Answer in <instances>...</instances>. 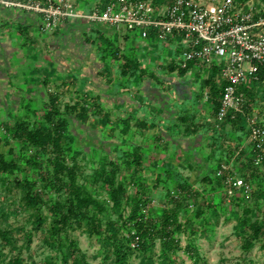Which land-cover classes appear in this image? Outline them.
Wrapping results in <instances>:
<instances>
[{
  "label": "trees",
  "instance_id": "1",
  "mask_svg": "<svg viewBox=\"0 0 264 264\" xmlns=\"http://www.w3.org/2000/svg\"><path fill=\"white\" fill-rule=\"evenodd\" d=\"M16 8L33 12L21 7ZM39 15L40 29L44 30L42 15ZM260 15L264 16L263 13ZM64 22L71 23L73 30L79 23L86 26L89 23L92 37L86 38V41L92 42L93 51L89 57H80L75 51L70 52V47L67 49L65 46L68 57L62 60L63 69L67 63L79 59V64L84 68V71L81 70L82 74L84 76L89 74L91 83L117 103L127 105L125 101L130 97V91L133 87H138L133 99L136 100L139 96L146 98L139 105L135 104L139 106L141 112L148 109L150 103L155 108L162 105L160 112L153 113L155 116H143L145 114H139L136 107L131 105L132 109L126 111L128 115L126 113L127 116H120V121L126 123L135 119L134 125L130 123L122 127L119 138L111 136L115 140L112 143L117 146L116 151L105 153L99 159L92 158L90 155L92 151L85 146L87 137L79 135L80 132L77 130L84 128V131L91 134L93 140L90 138V141H95L97 146L100 144L98 134L101 127L91 128L87 123L90 104L98 116L106 114L98 102L99 99L85 94L84 99L80 100L79 96L75 102L67 103L62 108L60 92L51 89L52 84L48 77L42 78L41 82L49 90V99L44 101L42 118L36 121L18 119L14 123L3 121L1 128L3 132L0 133V185H11L12 181L9 179L14 177L15 171L23 175L13 180L16 186L25 191L22 208L29 210L33 218L34 227L25 232L27 246L33 243L35 233L42 230L44 243L58 251L56 256L48 255L44 263L94 264L88 260L78 237L73 234L77 228L86 226L89 235H97L103 242L101 251H104L106 259H113V264H133L131 262L133 254L140 255L141 264H180L175 255L182 249L181 233L187 232L195 236L201 231L211 237L214 231L208 217L204 218L207 210L204 207L198 208L187 204L186 200L208 197L209 203L212 202L218 209L225 210L226 198L230 197L232 203L236 204V209H232V215L237 216L235 228L242 239L243 250L251 251L257 242L262 243L264 247V161L258 162L254 141L253 144H246L251 138L248 118L253 116L252 110L257 106L259 92L264 89V70L260 71L258 80L240 86L247 99L245 112L229 114L220 120L218 113L226 82L218 79L220 67L212 66L213 75L204 79L214 102L212 116H206L202 112L186 116L187 112L175 109V105L170 103L171 87L169 86V90L165 88L163 84L165 80L157 79L159 81L157 88L153 85L154 74L150 73L139 59L128 55L127 45L123 49L119 46L121 28L101 21L92 22L80 18L63 19L61 25ZM107 27L116 31L114 39ZM59 30L60 33H64L62 26L58 27ZM129 30L125 29L126 39L129 37ZM145 38L158 39L154 31ZM99 39L101 44L96 46ZM170 40L172 39L166 41ZM95 47L98 48L96 53L99 56L95 54ZM107 54L110 56L106 59ZM99 57L105 58L102 60ZM69 58L72 59L71 62L68 61ZM104 61L108 65L105 66ZM193 65L194 62H190L187 68H181L176 61L171 60L167 67L171 71L179 70V73L185 75ZM66 71L69 72V68ZM113 71L117 75H113ZM62 72L65 73V70ZM61 83L66 85L67 82ZM175 94L180 98L190 97L179 92ZM176 100H179L177 96ZM161 112L164 116H159ZM111 120L109 117V121ZM260 123L264 127V122ZM131 129L134 131L132 138L129 136ZM135 134L137 136L142 134L148 138V143L147 145L144 143L146 146L143 143H133L131 150L127 148L129 145L127 142H133L132 139L137 138ZM12 140L15 147L8 148ZM204 140L208 143H204ZM76 143L80 144L78 148L75 147ZM203 144H206L210 151L200 150ZM159 147L166 150L174 147L172 151L177 150V153L175 151L173 153L177 156L174 159L169 156L162 159L164 164L169 163L170 159L175 171H172V166L160 165L159 152L156 151V155L153 152ZM190 150L197 151L198 154L191 156ZM78 154H86L91 158L94 172L88 174L85 172ZM179 154L188 157L182 158ZM210 162H215V165L210 167ZM161 166L165 167L164 173L157 175L153 168L160 169ZM179 168L183 173L178 171ZM185 170H189V176L184 173ZM146 171H151L152 178L146 175ZM231 174L244 179L251 186V190L235 188L230 194L226 178ZM172 179L173 187H168L167 184ZM176 179L179 181L175 182ZM197 184L203 187V192L196 187ZM160 185L165 188L167 202L155 208L151 203L152 190L153 187L157 189ZM217 194L219 195L215 199ZM172 200L174 204L169 206ZM45 209L49 211L48 214L45 213ZM128 209L131 210L126 213ZM182 213L192 220L193 226L185 229L186 222L181 221ZM2 215L7 216V213L3 212ZM50 218L51 223L48 222ZM202 218L204 224L198 227L197 224ZM0 239L12 249L16 248L17 239L12 230L0 228ZM157 240H161L162 244L159 253L154 251ZM184 251H187L192 259L189 264H208L194 239L189 240ZM21 253L22 251L9 259L0 256V261L4 260L5 264H26V258ZM183 264H186L185 261Z\"/></svg>",
  "mask_w": 264,
  "mask_h": 264
},
{
  "label": "rangeland",
  "instance_id": "2",
  "mask_svg": "<svg viewBox=\"0 0 264 264\" xmlns=\"http://www.w3.org/2000/svg\"><path fill=\"white\" fill-rule=\"evenodd\" d=\"M202 4L207 6H215L219 4L222 0H199ZM159 4L161 5L160 10L162 12L165 11L168 5H170L173 0H158ZM76 9L78 11L83 12H90L91 10H94L95 8L101 6L102 8L106 5V0H76ZM240 7L242 10H250L253 8L254 14L260 15L264 14V0H240L239 2ZM119 11V10H116ZM61 26V24H59ZM58 26V27H59ZM122 29V34L119 39V46L123 49L126 47L128 50V55L133 56L134 58H137L141 61L143 66H146L148 68V71L154 74V80L153 85H155L157 88L159 87V81L163 78L165 82L163 84L165 85V88L169 90V86L171 87V91L169 92V95L171 97L170 103L175 105V109L178 110L182 109L184 113H186V116H191L193 113L198 114L197 112H202L206 116H212L213 112V99L210 97V88L209 86H206L204 84V79L207 77L213 75V72L210 71L208 67H205L204 65L193 61L194 65L190 67L185 75L179 73V70L171 71L168 69L167 64L171 60L176 61L179 64V61L182 57L183 49L187 47V44L184 39L181 37L180 41L175 44H170L169 42H162L158 39H146L145 37L140 36L139 30H129L128 28L120 27ZM109 29L110 36L114 39L116 37V31L112 30L111 27H107V30ZM125 29L129 30L128 32V38H125ZM58 28L52 31H45L40 28H33V33L35 38L40 40L39 46L34 47L33 42L31 39L22 37L20 33L13 32V34L17 35L25 42V46H20L19 51L15 50L14 55L7 56L3 58V61L5 63H10L13 66V73H9L8 76H10L9 83L7 82H0V93L6 92L8 94H0V133L3 131L1 130L3 121H10L15 122L18 119H30L31 121H36L42 118L44 106V101L48 98V88L44 86V84L41 82V77H48L51 81V89L57 90L60 92V98H61V106L64 108V106L67 103H73L77 98L80 96V100L84 99L83 96L86 94L90 97H96L98 102L102 105L105 115L98 116L96 113H94V109L92 104H90V113L89 117L87 119V123L92 128H98V126L101 127L98 138L100 140V144L97 146L95 141H90L91 134L84 131V128H79L77 132L79 131V135H83L87 137L86 140V147L92 151L90 154L92 158H100L105 153H114L116 151V145L112 143V141H115L111 138V136H116L119 138L121 128L128 126V124L134 125L133 122L127 121L126 123L120 121V116H127V105L126 104H120L117 103V101H114L113 99H110L109 96L107 97L104 92H102L100 89L95 87V84L91 83V80L89 79V74L83 75L82 72L84 71V68L79 64V59L74 60L72 63H67V65L64 67L65 73L62 72L59 68V59L56 57V54L52 51V44L55 42L54 38H59L62 35H65L64 33H58ZM32 34V33H31ZM11 35V32H10ZM13 35V37L16 39V36ZM33 35V34H32ZM76 37V43L79 44L80 48L83 49L81 52V55L84 54L83 57H86L89 53L93 51V48L91 47L93 44L92 42L89 43L86 41V38L92 37V33L90 31V24L87 23V26L85 24H77L74 30H71L70 33H67L66 38L68 36L70 37ZM27 36V35H26ZM73 37V38H74ZM95 39V35L93 36ZM3 39L6 40L7 37L3 36ZM29 39V40H28ZM73 44V42H66V45L70 47L71 49L74 48L75 45H69ZM75 44V43H74ZM92 44V45H91ZM101 44V40L99 39L96 42V46H99ZM49 45L48 50L46 51V47ZM76 47V46H75ZM44 49V50H43ZM68 49V48H67ZM88 49V50H87ZM97 47H95V54L99 56L98 53H96ZM44 51V52H43ZM71 52V50H69ZM51 52V53H50ZM83 53V54H82ZM72 55V54H71ZM90 56V54H89ZM88 56V57H89ZM110 55H106V59ZM68 57V56H65ZM63 59H67V58ZM99 58H105V57H99ZM92 59V58H91ZM81 60V59H80ZM69 62L72 61V59H68ZM33 63H40L41 66H43V70L45 71V75L43 73L37 74L36 77L29 73V70L27 68L28 65ZM105 66L108 65L106 61L103 63ZM159 65H162L163 67H160ZM105 66L104 69L106 68ZM180 66V64H179ZM20 68V70L15 69ZM27 68V69H26ZM69 68V72L66 71V69ZM24 69V71H22ZM81 70H83L81 72ZM113 75H117L113 71ZM1 76V75H0ZM69 76V78H68ZM40 77L39 79H37ZM71 77V79H70ZM36 78V79H35ZM32 79V80H31ZM159 81H158V80ZM34 80V81H33ZM62 81H66V85H62ZM108 84V82H107ZM147 85V82H145ZM154 86V87H155ZM54 88V89H53ZM138 87H133L132 91H130V99L132 100L135 98V91H137ZM79 92H78V91ZM175 92H179L181 95L190 96V97H184L180 98L178 94H175ZM13 93V94H12ZM16 93V94H15ZM45 94V95H44ZM180 95V96H181ZM31 96V97H30ZM176 96L179 100H176ZM45 98V99H44ZM138 99L140 101L146 100L145 96H139ZM135 100V99H133ZM154 104V103H153ZM162 104L158 105L157 108H155L154 105H151L144 109V112L139 110V106L133 105L136 107V112L138 111L139 114H145L143 116H155L153 113H157L158 111H161ZM181 106V107H180ZM139 108V109H138ZM126 111L124 112V110ZM132 112V111H131ZM253 115L258 118L260 122H264V89L259 92V96L257 97V106L253 108L252 110ZM127 113V115H125ZM121 114V115H120ZM201 114V113H200ZM199 114V116H200ZM104 116L105 119L102 117ZM132 116V115H129ZM137 116V115H135ZM134 116V117H135ZM164 116L163 112H161V115ZM195 116V115H194ZM109 117H111V121H109ZM130 118V117H129ZM121 122L118 124V122ZM223 122H220L222 124ZM134 129V128H133ZM131 129L129 132L130 138L133 137L134 131ZM135 130V129H134ZM2 131V132H1ZM95 132V131H94ZM135 132H137L135 130ZM140 133H144L142 131H139ZM89 134V135H88ZM142 134L136 135L137 138L132 139L133 142H127L129 145L127 148H131L133 143L135 144H142L144 146L147 145V140L145 136H142ZM146 135V134H145ZM91 140H93L91 138ZM118 140V139H117ZM129 140V139H128ZM90 141V143H89ZM206 140H204V143H208ZM102 142V143H101ZM81 143V142H80ZM146 143V145L144 144ZM253 144V140L251 138L248 139L246 144ZM11 145H8V148L11 146L15 147L14 140L11 141ZM76 148L80 144L76 143ZM245 144V146H246ZM204 147V148H203ZM107 149V150H106ZM170 149V150H168ZM167 150L164 149H155L153 152L154 155H156L157 152H159V156L161 159L160 165L165 166H172V171H175L173 168V162L169 159L168 162L164 164L162 162V159L166 158L167 156L171 158H175L173 153L175 150L172 151L173 148H168ZM16 150V148H15ZM87 150V149H86ZM200 150L202 151H210V148L206 146V144H203L202 147H200ZM199 148H197V151L200 152ZM157 151V152H156ZM169 151V152H168ZM191 156L196 155L197 151L190 150ZM177 153V150L175 151ZM180 152V151H179ZM198 154V153H197ZM79 155V162L82 166V168L85 170V172L92 173L94 172V166L92 167V160L89 156L86 154H78ZM179 154V157L187 158L188 156ZM150 157L153 158V155L150 154ZM154 161V159H153ZM155 163V162H153ZM215 165V162H210V167H213ZM165 167L161 166V168H153V171L159 175L160 173L163 174V169ZM229 166L226 167L228 169ZM180 169V168H179ZM170 170V169H169ZM171 171V172H172ZM181 172L182 170H178ZM174 174V172H172ZM183 173V171H182ZM184 173L189 176V170H185ZM151 171H146V175L150 176ZM23 177L21 172L15 171L14 177H11L9 181L11 185H0V228H8L13 231V234L15 238L17 239L16 248L6 245L2 242L0 239V256L4 259L12 258L16 255H18L21 251V255L26 258V264H46L44 263V259L48 255H54L56 256L58 254V251L50 248L47 246L43 239V231L36 232L33 237V243L30 246H27V241L25 238V232L32 230L34 227L33 218L31 217V212L29 210H24L22 208L23 203V195L24 190L18 186H16L14 182V178H21ZM150 178H152L150 176ZM173 183H172V182ZM169 181L167 184L168 187H173L174 179ZM179 180L176 179L175 182H178ZM171 184V185H170ZM196 187L200 189V192H203V187L200 186V184H197ZM152 188V187H151ZM105 195V194H104ZM166 191L165 188L160 185L157 189L153 187L152 190V207L155 206V208L160 205L167 202V197H165ZM217 194L215 196V199H217ZM59 194H57V197ZM208 197L195 199L193 198L192 201L186 200L187 204H192V206L201 208L204 207L207 212L204 216V218L208 217V222L214 226V231L212 236H208L207 233H202L201 231L195 236L189 235L187 232H183L180 234L181 237V246L182 249L179 250V252L175 255V257L179 260L180 264H183L185 261L186 264H189L192 262L191 257H189L187 251H184V248L189 243V240L194 239L196 244L199 246L201 255L205 259V261L208 264H264V247H262V243L257 242L255 244V247L249 251L245 252L242 248V239L241 237L236 233V225H237V216H233L232 209H236V204L232 203L231 198H226V209L223 210L222 208H217L214 206V204L211 202H208ZM178 199V198H177ZM207 199V200H206ZM173 200L170 201L169 206H172ZM210 206V207H209ZM238 206V205H237ZM191 207V205H190ZM194 208V207H191ZM131 209H128L126 213H129ZM193 210V209H191ZM3 212L7 213V216H3ZM45 213L48 214L49 211L45 209ZM192 213V211H191ZM204 218L201 219V222L198 223V227L202 226L204 224ZM230 218V219H229ZM181 221L186 222L185 229L188 226H193L192 220L185 217V215L182 213L181 215ZM48 222H52V218L49 219ZM73 234H75L79 241L80 246L83 251L87 253L88 260L94 264H113V259H106L104 251H101L104 244L103 242L98 238L97 235L91 236L87 232L86 226L83 228H77L75 231H73ZM161 240H157L156 242V248L154 251L156 253L160 252L161 249ZM59 258L57 259L58 262ZM5 261H0V264H5ZM72 261L70 260V263ZM131 262L133 264H141L140 255L133 254L131 258Z\"/></svg>",
  "mask_w": 264,
  "mask_h": 264
},
{
  "label": "built area",
  "instance_id": "3",
  "mask_svg": "<svg viewBox=\"0 0 264 264\" xmlns=\"http://www.w3.org/2000/svg\"><path fill=\"white\" fill-rule=\"evenodd\" d=\"M240 0H222L207 6L199 0H173L164 12L158 0H106L90 12L78 11L76 0H0V6L21 7L41 14L43 29L58 28L63 19L80 18L101 21L118 28L139 30L143 37L152 31L161 41L181 37V68L196 61L211 71L220 67L219 80L226 86L218 113L220 120L229 114L244 113L247 99L240 86L258 80L264 70V16H256L253 8L242 10ZM119 10V11H116ZM251 140L257 149L258 162L264 161V127L257 117L250 116ZM229 193L235 188L251 190L242 178L233 174L226 178Z\"/></svg>",
  "mask_w": 264,
  "mask_h": 264
},
{
  "label": "crops",
  "instance_id": "4",
  "mask_svg": "<svg viewBox=\"0 0 264 264\" xmlns=\"http://www.w3.org/2000/svg\"><path fill=\"white\" fill-rule=\"evenodd\" d=\"M63 25V32L65 35L60 36L59 38H54L55 42L52 44L53 48L52 51L56 54V57H58L59 61V68L60 70L63 69V64H62V60L65 56H67V49L65 50L64 47L66 46L67 48L68 45H66V42L70 43L73 42L72 44L69 45H75L73 49H71V51H75L76 53H78L77 55L80 57H83V55H81V52L83 49L80 48L79 44L76 43L77 38L74 37H69L66 38L67 33H70L71 30H73L72 28V24L69 22H64L62 23ZM41 25V16L38 13L35 12H25L24 10H21L19 8L16 7H10V8H6L3 6H0V82H7L9 83V79L10 76L9 73H13V66L9 63H5L3 61L4 57L9 56H13L15 50L19 51V47L21 46H25L26 44H28V42L26 43L25 40L23 41L18 34L15 35L16 33H20V35H22V37H24L26 39L27 38H31L33 41V46L37 47L39 46L40 40L35 38L34 33H33V28H40ZM11 32V35H10ZM16 32L15 35L16 39L13 37L12 33ZM33 35H32V34ZM60 33V30L59 32ZM27 35V36H26ZM3 36H6L7 39L4 40ZM28 39V40H29ZM180 41V38H175L170 40V44H175L177 42ZM23 48V47H22ZM49 45L46 47V51L48 50ZM44 50V49H43ZM88 50V49H87ZM44 52V51H43ZM51 53V52H50ZM91 55V53H89ZM89 54L87 56H89ZM43 66L40 65V63H33L27 66L29 73L32 75L31 77L33 78L36 77L37 74H41L43 73V75H45V71L42 68ZM26 68V69H27ZM20 70V68H15ZM22 71H24V69H22ZM45 73V74H44ZM40 77H38L37 79H39ZM43 77H41L42 79ZM69 78V76H68ZM71 79V78H70ZM51 86V85H50ZM3 96L5 94V92L1 93ZM13 94V93H12ZM16 94V93H15ZM129 101V104H128ZM140 100L136 99V100H129V98L126 99L125 103H127V109L131 110V105H139L140 104ZM127 110V111H128ZM126 110H124L125 112Z\"/></svg>",
  "mask_w": 264,
  "mask_h": 264
}]
</instances>
